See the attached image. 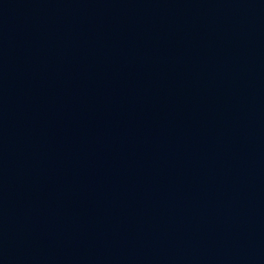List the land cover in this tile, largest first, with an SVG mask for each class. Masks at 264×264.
I'll return each mask as SVG.
<instances>
[{"label":"water","instance_id":"water-1","mask_svg":"<svg viewBox=\"0 0 264 264\" xmlns=\"http://www.w3.org/2000/svg\"><path fill=\"white\" fill-rule=\"evenodd\" d=\"M0 264H264V0H0Z\"/></svg>","mask_w":264,"mask_h":264}]
</instances>
